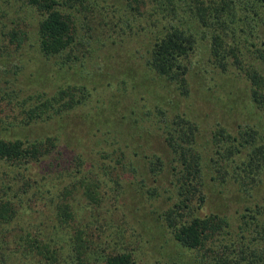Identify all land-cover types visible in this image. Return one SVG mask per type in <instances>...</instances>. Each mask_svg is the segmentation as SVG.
<instances>
[{"label": "trees", "instance_id": "obj_1", "mask_svg": "<svg viewBox=\"0 0 264 264\" xmlns=\"http://www.w3.org/2000/svg\"><path fill=\"white\" fill-rule=\"evenodd\" d=\"M98 1L102 3L105 0H24L35 21L40 57L61 59L60 67L78 58L75 55L78 47L85 46L79 28L93 35L91 32L95 28L91 21L93 11L100 4ZM125 2L133 20L127 25L135 27L150 40L142 54L141 68L157 78L158 90L168 89L187 101L193 83L206 80L213 83L216 77L223 76L227 79L228 72L235 68L248 85L249 111L264 114V0ZM79 16H82V27L78 26ZM114 17L120 18L116 8L112 11ZM101 19L104 21L103 15ZM102 25L107 24L102 22ZM7 37L19 50L27 41L28 32L18 29L8 32ZM84 51L87 55L86 48ZM5 77L0 75V84L6 85H0V93L3 94L0 97L21 98L19 106L23 118L18 121L20 125L63 119L72 110L84 106L88 98V89L81 85L59 86L52 93L34 92L22 97L21 90L7 91L10 81ZM144 100L147 103L142 105V110L148 111L144 115H154L168 127L172 126L161 130L162 139L176 162L172 168L175 176L174 203L160 215L172 242L189 257L192 254L198 256V264H264V207L243 205L235 212L237 222L226 213L202 214L208 174L210 181L220 179L223 186L231 180L247 194L262 183L264 131L251 122H237L232 127L215 122L211 125L209 138L213 152L208 156L198 141L200 123L189 114L186 105L179 110L177 104L181 106V98L177 103L174 98H162L160 102ZM148 103L151 106H147ZM165 106H169L168 109ZM126 116L132 123H138L136 118L142 119L138 110L130 109ZM58 142V136L31 140L0 137V163L26 171L50 155L54 156L53 160H59ZM116 151L114 153L119 155L116 161H103L105 176L116 171L117 166L122 175L129 171L127 164L133 168L129 161L126 162L125 152L121 149ZM112 153L105 155L113 157ZM78 158L74 174L73 171L63 174L65 167L58 163L61 170L57 168L43 173L39 180L41 183L21 176L23 191L13 193V197L0 185V244H5L10 250V264H26L30 259L39 262L45 259L49 264H59L65 259L60 242L71 247L73 255H68L71 264H137L134 253L128 249L108 253L101 262L92 258V252H87L92 245H97L90 235L92 224L114 216V211H121L117 203L122 193L118 191L120 183L117 179L113 181L115 186L109 185L93 170L94 165L84 166ZM148 163L149 172L154 176L165 170L164 160L157 155L151 156ZM66 175L76 179L59 188ZM34 184L40 187L32 194L29 203H36L38 217L46 219L37 231L34 226L25 229L14 223L19 212L23 211L22 196L29 194ZM8 191L12 192L11 188ZM37 193L39 195H35ZM79 199L93 213L92 219L85 223L79 215L83 209L78 206ZM153 264L169 263L156 260Z\"/></svg>", "mask_w": 264, "mask_h": 264}, {"label": "rangeland", "instance_id": "obj_2", "mask_svg": "<svg viewBox=\"0 0 264 264\" xmlns=\"http://www.w3.org/2000/svg\"><path fill=\"white\" fill-rule=\"evenodd\" d=\"M98 8L93 11L91 21L95 28L91 32L93 35L79 28V35L84 39L85 46L78 47L75 53L78 58L60 67L61 59L45 60L38 54L35 21L24 0H0V75H5V79L10 81V89L7 91L21 90V96L24 97L34 92L52 93L59 86L65 85H81L88 89L86 104L69 112L67 117L28 126L18 123L23 118L19 106L21 98L0 97V137L31 140L58 136L56 151L60 152L59 160H53L54 156L50 155L26 171L0 163V185L13 197L15 193L23 191L21 176L40 182L43 173L61 168L58 163L65 167L63 174L66 171H73L74 174L78 168L75 167L76 158L79 156L84 166L94 165L93 170L104 182L115 186L113 181L117 179L120 183L118 191L122 193L117 203L121 211L113 210L114 216L106 217L105 221H97L91 226L90 235L97 245H92L87 252L93 253V259L101 262L108 253L128 249L134 253L137 264H153L156 260L169 264H198V256L192 254L189 257L187 252L172 242L160 219L161 213L174 203L175 176L172 168L176 162L162 139L161 128L166 129L169 125L154 115H144L148 112L146 109L142 110V105L147 103L144 99L160 102L162 98H174L177 103L181 98V106L177 104L178 108L181 110L186 105L189 114L200 123L198 141L208 152V156L213 152L209 141L211 125L222 122L232 127L237 122H251L264 131V114L257 115L249 111L246 93L248 85L242 74L238 76L235 68L228 72L227 79L223 76L216 77L213 83L207 80L193 83L187 101L173 91L170 93L168 89L158 90L157 78L141 68L142 54L148 48L150 40L135 27L132 29L127 25L129 22L132 24L133 20L125 0H105L100 2ZM115 8L119 10L120 18H112ZM101 15L105 18L104 21ZM79 21L78 26L82 27V16H79ZM102 22L107 25H102ZM18 29L26 30L28 39L21 49L16 50L7 35ZM84 48L88 51L87 55ZM0 85L6 86L3 83ZM1 95L3 94L0 93ZM147 106H151L150 103ZM169 106L165 108L168 109ZM130 109L141 113L142 119L136 118L138 123H132L129 116H126ZM119 149L125 152V160L133 165L134 170L127 164L126 169L129 168V171L123 172V175L118 166L116 171L103 175V161H116V156L119 155L114 152ZM111 152L113 157L107 158L105 154ZM154 155L165 162V170L157 176L149 172L148 162ZM74 179L76 177L68 175L59 188ZM205 182L206 199L202 214L226 213L237 222L235 212L242 209L243 205L257 204L264 207V179L249 194L231 180L229 184L222 186L220 179L210 181L208 174ZM33 186L29 194L22 196L23 211L19 212L14 223H19L25 229L34 226L37 231L42 228L46 219L38 217L36 203H29L32 194L40 187L37 184ZM40 191L43 192L44 189L41 188ZM15 200L18 201V198ZM28 203L29 207L25 210ZM77 203L83 207L79 215L84 218V223L91 220L93 213L82 205L80 199ZM60 244L65 259L59 264H71L68 258V255H73L71 247L65 242ZM0 245V254L4 252L0 264H10V250L6 249L5 244ZM40 260L41 262L30 259L26 264H49L45 259Z\"/></svg>", "mask_w": 264, "mask_h": 264}]
</instances>
